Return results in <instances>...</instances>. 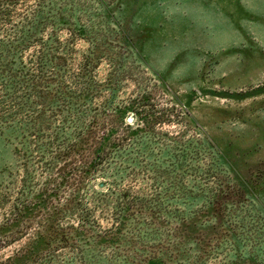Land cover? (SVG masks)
<instances>
[{
    "label": "rangeland",
    "instance_id": "rangeland-1",
    "mask_svg": "<svg viewBox=\"0 0 264 264\" xmlns=\"http://www.w3.org/2000/svg\"><path fill=\"white\" fill-rule=\"evenodd\" d=\"M2 7L0 264H264V0Z\"/></svg>",
    "mask_w": 264,
    "mask_h": 264
},
{
    "label": "trees",
    "instance_id": "trees-1",
    "mask_svg": "<svg viewBox=\"0 0 264 264\" xmlns=\"http://www.w3.org/2000/svg\"><path fill=\"white\" fill-rule=\"evenodd\" d=\"M13 1H15V0H0V7L1 8H3L2 6H10V4L13 2ZM1 8H0V10H1ZM23 207H25V205L24 204H21L20 206H19V208L18 207H16L15 208V210H17V211H21V209L23 208ZM23 210V209H22ZM49 222V221H48ZM47 223V222H46ZM45 243V241H41V239H39V244L41 245V244H44ZM45 245V244H44Z\"/></svg>",
    "mask_w": 264,
    "mask_h": 264
},
{
    "label": "water",
    "instance_id": "water-1",
    "mask_svg": "<svg viewBox=\"0 0 264 264\" xmlns=\"http://www.w3.org/2000/svg\"><path fill=\"white\" fill-rule=\"evenodd\" d=\"M128 121L130 122V121H131V119H128Z\"/></svg>",
    "mask_w": 264,
    "mask_h": 264
}]
</instances>
